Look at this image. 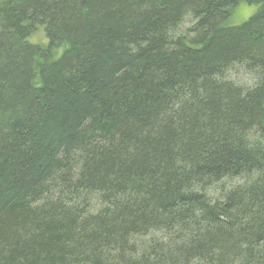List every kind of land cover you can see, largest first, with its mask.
<instances>
[{
  "label": "trees",
  "instance_id": "trees-1",
  "mask_svg": "<svg viewBox=\"0 0 264 264\" xmlns=\"http://www.w3.org/2000/svg\"><path fill=\"white\" fill-rule=\"evenodd\" d=\"M0 264H264V0H0Z\"/></svg>",
  "mask_w": 264,
  "mask_h": 264
},
{
  "label": "rangeland",
  "instance_id": "rangeland-1",
  "mask_svg": "<svg viewBox=\"0 0 264 264\" xmlns=\"http://www.w3.org/2000/svg\"><path fill=\"white\" fill-rule=\"evenodd\" d=\"M257 8L255 6H250L246 3L239 2L236 6L232 7L228 11V17L226 21L224 22L225 25L228 26H239L242 23L246 22L251 16L255 14V11ZM186 27V23L183 25V28ZM41 28L35 29L33 33L31 34V42L35 45H46V40L42 34ZM232 74V76H231ZM229 76H231V79L234 80L236 83H240L241 81H244L245 83H248V78L243 75L242 72L238 73H229ZM249 84V83H248Z\"/></svg>",
  "mask_w": 264,
  "mask_h": 264
}]
</instances>
